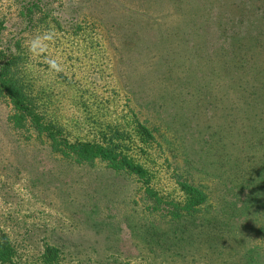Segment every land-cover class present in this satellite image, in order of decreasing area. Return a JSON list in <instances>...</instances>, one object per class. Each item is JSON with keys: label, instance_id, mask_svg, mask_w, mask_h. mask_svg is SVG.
Here are the masks:
<instances>
[{"label": "rangeland", "instance_id": "374dc122", "mask_svg": "<svg viewBox=\"0 0 264 264\" xmlns=\"http://www.w3.org/2000/svg\"><path fill=\"white\" fill-rule=\"evenodd\" d=\"M25 11L29 20L22 19ZM0 19L2 37L19 32L27 48L35 37L54 33L45 54L30 53L32 82L60 97L65 88L56 87L54 77L66 76V96L95 97L112 117L128 111L129 118L133 112L159 125L164 150L152 157L164 162L156 160L157 185L177 198L170 174L193 157L208 194L198 216L167 229L142 210L137 182L102 163L68 161L13 128L0 95V236L11 245L6 264H264V184L254 195L228 177L223 148L229 139L221 129L231 119L264 125V104L256 107L264 74L254 70L264 66V0H0ZM248 26L257 32L259 57L221 50L222 75L210 71L209 44L219 31L227 41L234 29ZM48 59L64 71L50 70ZM244 82L252 93L236 87ZM68 107L84 116L80 107ZM205 158L209 171L201 167Z\"/></svg>", "mask_w": 264, "mask_h": 264}, {"label": "trees", "instance_id": "16d2710c", "mask_svg": "<svg viewBox=\"0 0 264 264\" xmlns=\"http://www.w3.org/2000/svg\"><path fill=\"white\" fill-rule=\"evenodd\" d=\"M33 4L36 6L35 3ZM21 10L22 6L18 11L21 13ZM28 13L27 11L22 13L23 20L29 18ZM1 20L0 95L5 98L9 106L7 121L13 128L24 131L26 136H32L36 140L45 142L52 152L68 161L87 165L102 163L105 168L119 171L134 180L139 184L144 198L142 210L147 215L152 214L158 220L163 221L164 227L175 225L189 217L198 216L204 210L208 194L206 186L198 177L197 171L201 169L195 165L196 159L188 157L186 161L181 160L180 165L173 167L170 177L173 183L172 189L179 194L177 198H174L170 192H163L157 185L156 166L160 167L161 164H156V160L159 158L162 163L164 159L152 157L154 153L162 156L160 149L164 150L160 141L163 133L159 125L149 126L141 122L132 111L130 118L128 111L125 115L112 117L104 108L106 106L103 101L95 97L91 100L92 97L83 94L66 96V76L54 77V82L58 84L56 87L65 88V93L60 94V97H53L51 92H45L43 84L36 85L28 76L32 62L24 35L16 32L6 38L2 37L3 23ZM31 28H34L33 24ZM204 28L201 31L203 34L207 31V26ZM71 29V34L74 36L81 32L78 26ZM256 34L257 32L251 27L248 31L244 27L237 28L225 41L222 32L219 31V36L209 44L213 45L207 54L210 60V71L219 70L221 74L225 69V67H220L217 61V58L222 55L221 50H229L232 53L233 51L248 52L247 56H254V59L259 57ZM242 61L244 63L249 60L244 61L242 58ZM232 68L233 65L228 68V72ZM254 70L264 74V66L258 65ZM236 87H240L246 95L252 93L245 82ZM262 95L264 94L259 93V100L262 101H259V106L256 105V107L264 104ZM244 97L247 101L248 97L245 95ZM130 101L128 97L126 101L128 107L131 106ZM225 101L230 104L228 106L226 104V107H231V99L226 97ZM192 103L186 106L194 107V101ZM68 104L71 107H80L84 116L79 110L69 108ZM58 105H64V107H57ZM90 105L93 107L89 108ZM247 107L255 106L252 101L251 103L248 101ZM223 125L221 129L226 130L229 139L225 141L226 146L223 148H226L224 162L226 161L227 164L223 163V165L227 175L230 179H239L240 189L251 187L249 194L255 195L258 186L264 184V125L249 126L232 119L226 120ZM242 132L245 135L244 138H242ZM204 162L205 164L201 166L202 170L205 171L207 167L209 171L206 158ZM238 191L241 192L237 190L236 195ZM180 231L178 229V232ZM10 257L11 245L1 235L0 264L10 263Z\"/></svg>", "mask_w": 264, "mask_h": 264}, {"label": "clouds", "instance_id": "9594fccd", "mask_svg": "<svg viewBox=\"0 0 264 264\" xmlns=\"http://www.w3.org/2000/svg\"><path fill=\"white\" fill-rule=\"evenodd\" d=\"M55 39V35L52 32H46L41 36L35 37L30 41L28 50L32 55H43L47 52L49 43ZM48 67L50 70L57 73L63 72L64 68L61 62L57 59H48Z\"/></svg>", "mask_w": 264, "mask_h": 264}]
</instances>
